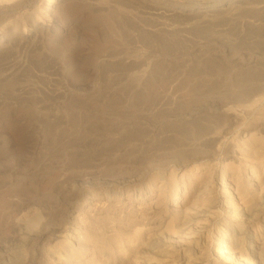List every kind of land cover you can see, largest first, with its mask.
<instances>
[{
  "label": "rangeland",
  "instance_id": "rangeland-1",
  "mask_svg": "<svg viewBox=\"0 0 264 264\" xmlns=\"http://www.w3.org/2000/svg\"><path fill=\"white\" fill-rule=\"evenodd\" d=\"M221 166L233 183L264 169V0H0V264H66L48 252L92 193L192 172L220 198ZM170 193L141 204L166 211L151 224L165 244ZM202 197L170 247L224 250L226 219L256 229L223 206L202 215ZM240 255L219 259L249 262L245 241Z\"/></svg>",
  "mask_w": 264,
  "mask_h": 264
},
{
  "label": "bare ground",
  "instance_id": "bare-ground-1",
  "mask_svg": "<svg viewBox=\"0 0 264 264\" xmlns=\"http://www.w3.org/2000/svg\"><path fill=\"white\" fill-rule=\"evenodd\" d=\"M224 168L219 167L222 189L220 198L213 196L212 190L208 188L209 181L204 183L206 190L200 193V190L196 189V183H193L195 174L192 172L180 176V181H177L172 173L166 174L165 181L156 179L157 182L160 180V184L156 185V182H152L145 190H138L135 195L114 191L106 192L103 196L92 193L91 197H85L79 204L81 216L77 213L74 217L76 227L71 233H65L60 240L51 245L48 256L66 264H155L157 262L168 264L162 261L163 257L167 258L170 264H174L171 260L183 255L186 257L185 260L190 262L188 264H194L193 257L185 256L189 251L187 248L193 245L195 249H199L200 255L205 252L207 255H213L212 264H221L223 262L219 258L224 250L225 255L242 260L241 244L245 241L250 261L244 264H264V169L259 172L251 169L249 174L254 176L252 180L246 178L242 182L236 180V183H233L225 179ZM207 173L209 175V171ZM178 184L182 190L180 197L176 196ZM246 185L249 188L247 190ZM166 186L171 191L170 205L173 211L172 218L167 224V239L170 241L167 244L155 238L154 230H151L153 227L151 224L156 223V217L161 219L163 212L166 211L161 207L149 211L141 207L144 199L151 196L153 191H163ZM231 187L234 188L232 194ZM198 194L199 196L205 194V197L199 201L204 205L199 210L202 215L214 214L216 210H210L212 206L218 209L223 206L232 213L240 212V217L248 221L254 219L258 223L256 229L226 219L225 231L221 236L222 243L224 241L228 244L224 250L219 245L214 247V251L210 250L209 243L205 245V242L202 243L199 239L201 237L197 236L188 237L186 240L184 238L186 246L170 247L177 236H183L184 228L192 224L190 221H195L199 216L190 213L192 208L198 207ZM234 199L238 204L233 202ZM174 217L178 218L174 220ZM80 223L81 227H79ZM257 228L260 233L257 232ZM41 236L39 234V237ZM13 262L19 263L17 257H11L6 264H15Z\"/></svg>",
  "mask_w": 264,
  "mask_h": 264
}]
</instances>
